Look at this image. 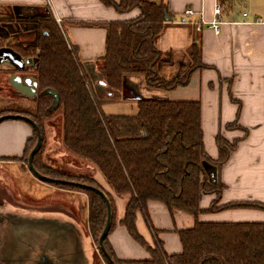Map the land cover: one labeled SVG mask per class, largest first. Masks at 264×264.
<instances>
[{
	"label": "crops",
	"instance_id": "crops-1",
	"mask_svg": "<svg viewBox=\"0 0 264 264\" xmlns=\"http://www.w3.org/2000/svg\"><path fill=\"white\" fill-rule=\"evenodd\" d=\"M162 2L167 12L165 15L169 18L163 19V27L154 40V46L168 61L163 64L160 74L165 80L183 77H186V80L172 89L164 90L147 86L140 75H126L123 78L124 85L141 93L137 95L135 104L136 100L141 98L198 101L203 148L210 159L206 180L211 181V184L221 183L223 186L217 205L242 202L264 204V0ZM216 3L221 6L220 19L223 23L220 25V31L214 33L207 24L197 30L196 25L201 19L207 23L213 19L212 11ZM0 6L11 7L12 13L16 15L45 17L50 14L85 69L95 97L102 102L118 101L122 98L119 91L110 90L105 85L96 71V60L104 54L108 24L135 19L140 13L138 8L118 12L101 0H0ZM186 9H191L193 13L185 15ZM1 26L9 34L17 33L22 41H30L33 38L23 36L26 33L23 27L16 31L14 24ZM195 50L198 52L193 57L191 52H196ZM29 63H24L23 70L14 68L13 73L7 72L3 77L0 75V99L4 103L0 108V115H22L19 111L8 110L13 106L10 105L12 99H21L33 104L35 97H26L27 95L21 92L13 95L4 86L7 83L15 90L9 81L10 75L23 77L34 74ZM11 68L13 67L8 61L1 62L0 74H5L2 70ZM233 122L235 126L228 128ZM32 133V127L25 120L6 119L0 122V226L1 220L4 222L7 219L9 222L16 214L18 216L14 206L21 205L12 197L14 189L17 188L7 169L13 168L21 172V168L13 164L23 155ZM217 135L227 141L238 140L235 149L230 151L227 160L221 165L213 162L219 156ZM74 157L78 156L72 154V158ZM86 162L87 164L83 163L91 171V177L112 197L114 214L106 239L114 257L122 261L121 264H141L140 261L151 259L148 249L154 248L156 240L161 241L162 248L168 255L180 253L181 244L176 230L191 228L195 220L261 222L264 225V209L261 208L233 207L208 211L214 194H200L199 208L202 212L197 217L180 210L170 211L161 202L149 200L147 217L141 211L135 213L134 225L145 243L142 245L129 234L121 222L129 194H115L99 169L93 163ZM78 174L87 175L83 171ZM58 190L74 192L53 187L51 194L56 195ZM66 196L65 202L77 209L76 201L70 199V195ZM54 198L57 200H52ZM49 202L55 207L51 208V213L26 212L27 219L23 228L27 229V234L22 236V240L28 241L32 226L45 229L44 226L33 222L51 221L52 226L55 221V228L56 224L70 228L66 241L55 239L57 245L63 242L67 254L74 255L78 242V250L80 249L86 264H92L93 251L95 253L96 250L92 238L86 236L81 227L70 218V215L74 214L69 208L68 211L58 208V198L52 197ZM84 203L86 207L87 201ZM59 212L65 215L63 221L59 219ZM85 224L87 225V221ZM51 241L53 242V239Z\"/></svg>",
	"mask_w": 264,
	"mask_h": 264
},
{
	"label": "trees",
	"instance_id": "trees-1",
	"mask_svg": "<svg viewBox=\"0 0 264 264\" xmlns=\"http://www.w3.org/2000/svg\"><path fill=\"white\" fill-rule=\"evenodd\" d=\"M101 2L118 12L134 7L140 11L135 19L108 24L104 54L96 60V71L110 90L119 91L121 96H131L123 82L126 75H140L147 86L155 89L169 90L185 82L186 77L165 80L160 74L163 64L168 61L154 46L167 13L162 0ZM0 7L6 10L5 15L11 14V7ZM2 47L10 48L23 59L34 58L33 73L40 93L34 99V110L29 116L41 127L44 119L54 112L60 113L64 147L93 163L115 194H129L121 222L140 244L145 245L135 229V213L141 211L147 217L149 200L161 202L170 211L180 210L194 217L202 212L199 208L201 193L215 196L208 211L233 207L264 209V204L255 202L217 205L223 186L206 180L203 163L210 162V159L203 148L198 101L141 98L136 100L133 114L104 113L102 101L93 94L85 69L50 14L41 17L34 41L9 45L0 37ZM197 52H191L193 57ZM47 89L58 95V103L53 108V98L45 92ZM234 126L235 122L228 128ZM32 137L26 143L24 154ZM237 141H227L217 135L219 156L214 164L224 163ZM38 152L39 149L32 163L40 173L103 190L91 176L62 175L39 164L36 161ZM54 185L86 194L87 229L97 245L106 219L102 198L93 190L77 184ZM105 194L110 201L113 218L114 203L112 197ZM176 233L181 244L180 253L168 255L161 241L156 240L154 248L148 249L151 259L140 263L264 264V225L261 222L195 220L191 228L176 230ZM103 244L115 264H121L122 261L114 257L106 238ZM101 258L107 262L102 255Z\"/></svg>",
	"mask_w": 264,
	"mask_h": 264
},
{
	"label": "water",
	"instance_id": "water-1",
	"mask_svg": "<svg viewBox=\"0 0 264 264\" xmlns=\"http://www.w3.org/2000/svg\"><path fill=\"white\" fill-rule=\"evenodd\" d=\"M168 18L169 17L167 15L164 16V20H168ZM5 61H8L13 68L17 70H23L24 63H29L30 59L24 60L10 48L2 47L0 48V63ZM9 81L16 91L25 93V95L30 98L35 97L37 92L36 75L28 74L23 75V77H20L19 75H10ZM45 92L52 96L53 108L58 103V95L52 89H47ZM6 119L25 120L30 123L37 131L36 142L32 149L29 151L27 157V168L37 179L51 184H77L83 188L93 190L102 198L106 206V219L101 233L98 237L95 252L98 251L99 254L102 255L109 264H115L114 260L108 254L103 244V241L107 237L108 231L110 229L112 220L111 204L105 192L91 185L79 184L41 174L35 169L32 163L33 156L38 151L41 145V136L38 130V126L32 119L20 114L0 115V122ZM204 164L207 163L204 162L203 166ZM206 167L208 166L206 165ZM13 197L14 200L17 201L21 206H14L15 211L18 213V216L16 214V217H12V219L9 220L10 223L6 221L7 219L4 220L5 223L3 222V220H1L0 241L2 240V242L0 243V264H86L85 259L81 255L80 249L78 250V242L76 243L77 246L74 251V255L67 254L68 252L64 249L63 242H60V244L57 245L55 239L66 241V235L67 232H69L70 228H67L66 226V228H63V224H56L57 226L55 228L53 227V225H55V221L52 226H50L51 221L33 222L37 225H41L42 227L44 226L45 229L39 228L38 226H32L28 233V241H23L22 236H26L27 234V229L23 228V226H25V219H27V217L25 216L27 214L26 212L29 211L36 212L38 214H45L51 213L52 210L51 208L46 207L45 204L47 203V200H43L41 202H32V200L25 198V196H19L16 189H14ZM49 200H51V198H49ZM31 202L33 204H30ZM30 207H33L35 209L31 210ZM63 217H65L64 213L59 212V219L63 221ZM70 218L73 219L76 224L81 227L83 233L86 236H90L86 231L85 226H82L81 222L76 219L75 215H70ZM62 229L63 231H61ZM58 230L61 232L59 233ZM51 239H53V242L51 241ZM95 254L96 253H94L93 251L92 264H95Z\"/></svg>",
	"mask_w": 264,
	"mask_h": 264
},
{
	"label": "rangeland",
	"instance_id": "rangeland-1",
	"mask_svg": "<svg viewBox=\"0 0 264 264\" xmlns=\"http://www.w3.org/2000/svg\"><path fill=\"white\" fill-rule=\"evenodd\" d=\"M5 13H6V10L0 7V14H5ZM23 29L26 30V33H24L23 35L24 37L32 36V32L28 27L23 28ZM2 72L5 73V74H0L3 77L7 74V72L13 73L14 68H11L9 70H2ZM4 86L8 88L9 93L14 95L13 89L9 85H7V83H5ZM125 88H126V91L129 92V94H131V96L129 95L127 96L123 94L124 97L122 96V98L118 101L108 100L107 102L106 101L102 102L101 108H103L104 113H112V114H133L135 113L136 104L134 103V101L136 98H138L137 95H141V93L139 91H133L132 89L127 88L126 86ZM6 96H7V93H6ZM4 102L7 103L6 101ZM2 104L4 103L0 99V108H2L1 107ZM6 105H9V103H7ZM10 105H13V106H10L12 108L8 109L11 111L28 110L27 112L30 113V111H33L34 109V104H32L31 102L21 100V99H12ZM5 111H7V109L4 110V112ZM1 112L2 111L0 110V114ZM53 121L55 122L54 129H53V126H50L52 125ZM41 125H42L41 129H42L43 141L39 148V152L37 153L36 161L39 164H43L50 169H54V167H56V168H61V170H64V171L67 170L68 172H73V173L74 172L78 173L80 171H83V172H86L88 176H91V171L89 170V168L85 166L87 164L86 161L88 160L83 159V158H78V157H74L72 159V154H68L69 151L64 147L62 143L60 113L59 112L54 113L48 121L42 122ZM30 126L33 127L32 125ZM55 129L57 130V132L59 130L58 136H55V131H54ZM35 142H36V135H34L32 137V140L29 142L25 154L23 153V155L17 159L16 163L13 164L14 166L17 165L18 167H20L21 172H19L17 169L14 170L13 168L7 169V171L11 175L10 179H13L14 186L17 188L18 195L25 196V198L32 200V202H38V201L41 202L43 200H47L46 201L47 203L45 204L47 208H55L54 204H52V202H49V198H52V197L58 198L61 201L58 205V208H64L67 211L69 208L71 212H73V214L75 215L76 219L79 222H81L82 226L85 225L86 231L88 232L87 225L85 224L87 221V208L84 207V204H85L84 201H87L86 194L84 192L77 191V190H72L74 191L72 193L62 192V190H58L59 192L57 191V194L53 195L51 194L52 188L57 187V189H59V186L38 180L28 170L27 157H28L29 151L32 149ZM83 162L86 164H84ZM206 163L207 164H204L203 166L205 174H206V170H207V173H209V170L206 167V165H209V163L208 162ZM92 179L94 178L92 177ZM65 194L70 195L69 198L76 201L77 209L71 207L65 202V199L67 197ZM73 196H76V198H73ZM32 202L30 204H33ZM95 253H96L95 254V264H107L108 261L104 262L98 251H96Z\"/></svg>",
	"mask_w": 264,
	"mask_h": 264
},
{
	"label": "flooded vegetation",
	"instance_id": "flooded-vegetation-1",
	"mask_svg": "<svg viewBox=\"0 0 264 264\" xmlns=\"http://www.w3.org/2000/svg\"><path fill=\"white\" fill-rule=\"evenodd\" d=\"M40 19H41V17H38L36 15H32V16L31 15H29V16L28 15H21V14L16 15V14H14L12 12H11L10 15L0 14V25H4V24H6V25L7 24H14L16 31L20 30L21 27H23V28H27L28 27L31 30V32H32V37L33 38L30 41H22L17 36V33L16 34H9V32L5 31L2 26L0 27V37H3L6 42H9V45H12L14 42L28 43V42L34 41L35 38H36V36H37V33L39 31V22H40ZM42 33L43 34H47L46 31H43ZM5 45H8V44H5ZM26 59H30L29 65L31 66V70L34 71V69H35V60H34V58L30 57V58H26ZM13 92H14V94H19L18 91H16V90H13ZM38 93H40V92L38 90V82H37V92H36V95H35V99H36ZM21 95H24V94H21ZM26 97H28V96H26ZM33 104H34V101H33ZM27 111L28 110H22V111H19V112L22 115L28 117L29 116V113ZM31 112H33V111H30V113ZM54 113H57V112H54ZM52 115L49 116L48 118L44 119L42 122L48 121L50 119V117H52ZM30 119H32V118L30 117ZM50 126H53V129H54L55 122L53 121L52 122V125H50ZM41 127H42V125H41ZM41 127L38 126V130H39V133H40V136H41V144H42L43 137H42V129H41ZM32 129H33L32 136L33 135H36V139H37V131L35 130L34 127H32ZM56 129H57V127H56ZM56 129L54 130L55 131V136H58L59 130L57 132ZM52 170L57 171V172L61 173L62 175L63 174H67V175H84V174H78L77 172L76 173L75 172L72 173V172H68L67 170L64 171V170H61V168H56V167H54V169H52ZM59 189H64V188L59 187ZM65 190H69V189H65Z\"/></svg>",
	"mask_w": 264,
	"mask_h": 264
},
{
	"label": "built area",
	"instance_id": "built-area-1",
	"mask_svg": "<svg viewBox=\"0 0 264 264\" xmlns=\"http://www.w3.org/2000/svg\"><path fill=\"white\" fill-rule=\"evenodd\" d=\"M212 12H213V19L208 23L201 19V21L196 25L197 30H200L203 24H207V26L211 28L214 31V33H218L220 31V25L223 23L222 20L220 19L221 6L218 3L214 4ZM192 13L193 11L191 9H186L184 11L185 15H191Z\"/></svg>",
	"mask_w": 264,
	"mask_h": 264
}]
</instances>
